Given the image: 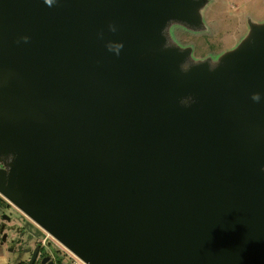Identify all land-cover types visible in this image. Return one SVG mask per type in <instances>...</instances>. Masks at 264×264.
Wrapping results in <instances>:
<instances>
[{
	"label": "water",
	"instance_id": "95a60500",
	"mask_svg": "<svg viewBox=\"0 0 264 264\" xmlns=\"http://www.w3.org/2000/svg\"><path fill=\"white\" fill-rule=\"evenodd\" d=\"M199 2L0 0V197L86 264H264V25L182 68Z\"/></svg>",
	"mask_w": 264,
	"mask_h": 264
},
{
	"label": "rangeland",
	"instance_id": "374dc122",
	"mask_svg": "<svg viewBox=\"0 0 264 264\" xmlns=\"http://www.w3.org/2000/svg\"><path fill=\"white\" fill-rule=\"evenodd\" d=\"M194 14L195 24L169 20L163 29L165 45L186 52L182 68L200 61L213 66L227 52L243 44L253 28L264 25V0H200L194 7ZM1 200L0 213L7 215L9 220L0 216V223L13 226L7 230L5 243H0V264H14L13 251L5 249L8 242L17 237L14 225L22 232L18 233L20 239L27 230L35 233L37 227L18 208L12 204L7 208L4 205L7 201L2 197ZM41 231L37 238L44 236L45 232ZM47 240L52 242L50 238ZM61 251L66 259L70 257L64 249Z\"/></svg>",
	"mask_w": 264,
	"mask_h": 264
},
{
	"label": "flooded vegetation",
	"instance_id": "af4514ba",
	"mask_svg": "<svg viewBox=\"0 0 264 264\" xmlns=\"http://www.w3.org/2000/svg\"><path fill=\"white\" fill-rule=\"evenodd\" d=\"M0 167H6L1 159ZM1 203H3V201L0 198V204ZM4 205L7 208L12 207V205L8 202H5ZM0 216L9 220V217L3 213H0ZM12 226L13 224L4 225L3 223H0V243H5L7 230H10ZM35 226L37 227V231L35 233L31 230H27L24 238L20 239L18 238V233L21 231L14 225V228L17 230L15 229L13 231H16L15 233L17 234V237H15V239H11L5 246V249L8 251H13V254L15 255L14 264H86L53 237L52 238L54 240L51 237H48L49 234L39 226L36 224ZM41 230L46 233H44V236L42 237L43 239L37 238L42 232ZM47 238H50L52 242H47ZM61 249H64L71 258L67 257L68 259H66L65 254L62 253ZM30 259H32L31 263H29Z\"/></svg>",
	"mask_w": 264,
	"mask_h": 264
},
{
	"label": "clouds",
	"instance_id": "9594fccd",
	"mask_svg": "<svg viewBox=\"0 0 264 264\" xmlns=\"http://www.w3.org/2000/svg\"><path fill=\"white\" fill-rule=\"evenodd\" d=\"M44 3L51 6L53 4V0H44ZM110 29L112 31H115V28L110 26ZM23 39L27 40V37H24ZM107 48L116 53V54H119V50L122 48V44L120 43H108L107 44ZM251 99L253 101H256V102H259L261 97H260V94L259 93H253L252 96H251Z\"/></svg>",
	"mask_w": 264,
	"mask_h": 264
},
{
	"label": "trees",
	"instance_id": "16d2710c",
	"mask_svg": "<svg viewBox=\"0 0 264 264\" xmlns=\"http://www.w3.org/2000/svg\"><path fill=\"white\" fill-rule=\"evenodd\" d=\"M186 101V100H185ZM1 198V197H0Z\"/></svg>",
	"mask_w": 264,
	"mask_h": 264
}]
</instances>
